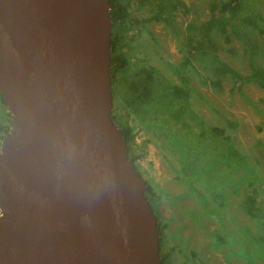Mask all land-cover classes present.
<instances>
[{"label":"water","instance_id":"obj_1","mask_svg":"<svg viewBox=\"0 0 264 264\" xmlns=\"http://www.w3.org/2000/svg\"><path fill=\"white\" fill-rule=\"evenodd\" d=\"M109 0H0V264H160L111 119Z\"/></svg>","mask_w":264,"mask_h":264},{"label":"trees","instance_id":"obj_2","mask_svg":"<svg viewBox=\"0 0 264 264\" xmlns=\"http://www.w3.org/2000/svg\"><path fill=\"white\" fill-rule=\"evenodd\" d=\"M138 1L109 0L112 28L110 78L113 109L111 119L121 132L128 159L132 160L138 172L135 163L145 155L144 151L138 152L139 145L135 142L136 133L139 131L136 129L135 122L138 120L139 124L144 125L145 128L161 130L158 134L168 140L169 144L166 146L170 148L172 157L180 158L181 154L186 153L189 164L185 167L181 165L180 171L181 174H186L185 170L190 172L191 177L188 181L194 183V179L199 178L201 175L199 170L206 166L205 159L208 158L217 159V163L211 165L210 168L219 169L210 175L211 180L217 178L216 181L222 182L226 178L222 177V174L226 173V167L231 168V165V174L242 172L246 166L245 157L233 145L228 144L227 130L212 124V119L206 114L210 110L215 113L222 112L216 95L225 91L224 82L233 83L236 88H231L233 91L240 90V86L247 82H255L264 90V65L254 59L258 53H264L261 41H259L260 45L258 44V39L264 35V28L255 26V18L263 20L261 13L253 8H247L245 0H208L209 18L199 25L192 23L187 26L190 34L181 49L185 53L182 61L177 63L180 65L170 59H163L164 65L157 60L152 55L155 45L159 44L155 41L151 53L147 51L153 64L150 63L151 60L148 61L146 52L141 54V59L138 58V61L140 59L139 65H136L138 61L134 63L136 70L134 71L129 45L123 43L124 38H128L129 41L132 38L135 39L132 32L133 24L137 21L139 25L166 22L171 26L175 13H188L182 0ZM132 2H138L139 5L148 3L153 13L144 20L137 17L134 19L133 9H131ZM247 9L251 12L249 15L243 12ZM132 20H134L133 24ZM171 29L175 34L179 33L177 26ZM252 31H258L259 34L255 43L250 45ZM234 39L243 43L242 53H239L233 45ZM228 55L241 57L240 60L250 67V72L244 74L240 69L234 68L227 61L226 56ZM190 72L196 83L191 79ZM195 77L198 78L199 86L202 87L200 90ZM1 100L4 104L2 98ZM182 100L190 113H186V109L179 104ZM197 100H200L205 108L208 106L207 113L197 107ZM7 116L8 118L10 116L8 112ZM223 119L229 122L227 118ZM9 128L10 126L7 128L2 125L0 133L7 134ZM209 128H211L210 131H208ZM212 136L223 138L224 145L217 146L212 143L213 146H211L209 139H212ZM146 142L150 140H145L143 147ZM217 174L220 177H217ZM145 196L157 218L152 203L154 192L148 183H146ZM256 198H258L256 188L249 187L246 190L245 201L247 212L252 217H263L262 204ZM157 222L160 264H170L174 248L163 254L166 244L164 233L166 226L162 225L158 218Z\"/></svg>","mask_w":264,"mask_h":264},{"label":"rangeland","instance_id":"obj_3","mask_svg":"<svg viewBox=\"0 0 264 264\" xmlns=\"http://www.w3.org/2000/svg\"><path fill=\"white\" fill-rule=\"evenodd\" d=\"M182 1L188 13H175L171 26L166 22L139 25L138 21L133 24L134 20H132V32L135 39L132 38L129 41L128 38H124L123 43L129 45L134 71H136L134 63L138 61L141 54L147 51L151 53V48L156 42L159 44L155 45L152 55L163 65L165 64L163 59H170L176 62L175 64L182 61L185 51L182 52L181 49L190 34L187 26L192 23L199 25L209 18L208 0ZM138 2L131 3L133 17L144 20L153 13V9L150 10L151 6L148 3L139 5ZM244 3L247 8H253L261 13L263 20L255 18V26L264 28V0H245ZM243 12L248 15L251 13L249 9ZM173 26L179 28L178 34L171 29ZM258 34V31L253 32L250 45L255 43ZM259 41H261V48H264V35L258 39V44ZM233 42L239 53H242L243 43L238 39H234ZM149 53L147 52L148 61L151 60L148 57ZM226 58L234 68L240 69L242 73L250 72V67L240 60L241 57L228 55ZM140 59L136 65L140 64ZM254 59L264 65V53H258ZM150 63L153 64V60ZM190 75L196 83L191 72ZM195 79L198 82V89H202L198 78L195 77ZM223 85L225 91L216 95L222 112L215 113L210 110L207 113L208 106L206 109L200 100L196 102L197 107L212 119V124L227 130L228 144L233 145L246 160L245 169L237 174H231L232 165L231 168L226 167V173L222 174V177L226 178L222 182L216 181L217 178L212 180L210 178V175L219 170L210 168L211 165L217 163V159L214 158L205 159L206 166L201 167L203 168L199 170L201 175L194 179V183L188 181L191 177L190 172L185 170L186 174H181L180 171L181 165L185 167L189 164L186 153L181 154L180 158L172 157L170 148L166 146L169 144L168 140L158 134L161 130L145 128L144 125L139 124L138 120L135 122L136 129L139 130L135 136V142L139 145L138 152H145L143 158L138 159L135 165L141 177L152 187L154 192L152 203L157 218L162 225L166 226L164 230L166 244L163 254L174 248L170 264H182L179 232L176 234L177 231H172V229L178 225L181 226V221L185 219V222L189 220L203 224L207 232L211 230L209 225L214 226L213 233L209 232V238H205V241L213 247H218L220 254L218 258L209 260L206 264H264V216L245 218L244 211L245 191L249 187L256 188L258 196L256 199L264 209V182H262L264 181V90L255 82L242 84L240 90L237 89L238 91L231 89L234 88L231 82H224ZM179 104L186 109V113H190L183 100ZM7 112L0 98V127L10 126V116L8 118ZM223 118H227L229 122L227 123ZM169 122L173 121L169 120ZM5 135V133H0V146ZM145 140H150V142H146L143 147ZM209 140L211 146H213L212 143L217 146L224 145L221 137L212 136ZM168 157L167 162L164 158ZM172 174L180 176V181L172 183L175 182L172 180ZM217 177L220 175L217 174ZM203 234L200 233V235Z\"/></svg>","mask_w":264,"mask_h":264},{"label":"crops","instance_id":"obj_4","mask_svg":"<svg viewBox=\"0 0 264 264\" xmlns=\"http://www.w3.org/2000/svg\"><path fill=\"white\" fill-rule=\"evenodd\" d=\"M164 160L168 162V158H164ZM180 179V176L172 174V180L175 181L172 183H177ZM244 211L245 218L252 216L247 212L246 204ZM262 213L264 214V209ZM185 220L181 221V226L178 225L175 229H172V231H177L176 234L179 232L180 245L182 247V253L180 255L183 257L181 260L182 264H206L207 261L218 258L220 254L218 247H213L208 241H205V238H209L208 233H213L214 226L209 225L211 226V230L207 232V228H204L203 224H197L189 220L185 222ZM200 233L204 234L200 235Z\"/></svg>","mask_w":264,"mask_h":264},{"label":"bare ground","instance_id":"obj_5","mask_svg":"<svg viewBox=\"0 0 264 264\" xmlns=\"http://www.w3.org/2000/svg\"><path fill=\"white\" fill-rule=\"evenodd\" d=\"M111 40H112V38H111ZM110 72H111V70H110ZM112 82V81H111Z\"/></svg>","mask_w":264,"mask_h":264},{"label":"flooded vegetation","instance_id":"obj_6","mask_svg":"<svg viewBox=\"0 0 264 264\" xmlns=\"http://www.w3.org/2000/svg\"><path fill=\"white\" fill-rule=\"evenodd\" d=\"M1 215V214H0Z\"/></svg>","mask_w":264,"mask_h":264}]
</instances>
